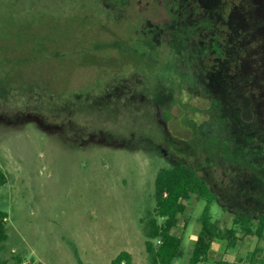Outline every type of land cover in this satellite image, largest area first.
Masks as SVG:
<instances>
[{
    "label": "rangeland",
    "instance_id": "rangeland-1",
    "mask_svg": "<svg viewBox=\"0 0 264 264\" xmlns=\"http://www.w3.org/2000/svg\"><path fill=\"white\" fill-rule=\"evenodd\" d=\"M255 2L264 20V0ZM68 5L0 0V76L11 71V86H2L6 97L0 96V167L8 178L0 210L8 214L9 235L2 257L22 264H113L128 252L131 264H151L144 222L156 206V177L185 164L210 181L217 199L184 201L173 230L183 240V257L175 264L189 263L206 211L220 231L234 230L238 239L234 247L217 241L205 264H264V231L258 232L264 214L239 220L247 200L240 164L219 154L231 152L222 138L223 110L235 100L206 92L208 103L201 93L183 94L179 84L157 86L143 65L130 75L121 71L131 65L115 55L102 62L105 52L94 50L100 42L120 37L140 48L141 17L102 21L79 7L66 12ZM133 5L156 24L167 19L159 0ZM255 77L264 88L262 75ZM255 100V113L263 115L264 96ZM241 108L242 119L252 121L251 101ZM193 122L203 124L201 133ZM250 201L249 208L264 211V196Z\"/></svg>",
    "mask_w": 264,
    "mask_h": 264
},
{
    "label": "trees",
    "instance_id": "trees-1",
    "mask_svg": "<svg viewBox=\"0 0 264 264\" xmlns=\"http://www.w3.org/2000/svg\"><path fill=\"white\" fill-rule=\"evenodd\" d=\"M56 1H69L66 12L79 7L83 15L102 21L132 16L133 13L141 17L142 25L137 29L140 48L120 37L100 42L94 50L105 52L106 55L100 57L102 62L115 55L131 65L129 71L123 70L122 73L131 75L134 65H143L157 86L179 84L183 94L191 92L206 96L208 92L212 98L235 100L234 107L228 105L223 110L222 138L231 144V152L226 154V150H222L219 154L224 158L226 155L232 157L231 164H240V192H244L247 200L239 206L246 211L243 216H238L239 220L250 222L256 212L264 214V211L248 207L251 199L256 201L264 196V114L258 110L255 113L253 109L258 105L256 97L264 96L258 78L253 80L255 74L264 78V20L262 9L255 0H159L160 7L167 14L161 24H156L146 14L133 11L135 5L131 6V0H99L98 5L88 4L90 0ZM259 68L263 69L259 71ZM10 75L9 70L1 73V97H6L2 86H11L7 80ZM245 99L251 101L253 119L250 122L242 119L241 103ZM192 125L200 132L203 124L199 126L193 122ZM7 183V175L0 167V188ZM194 195L208 204L217 199L210 181L188 165L179 164L159 171L155 182L156 206L144 222L145 244L151 264H175L183 257V240L174 235L173 230L178 226L179 215L186 210L184 201ZM7 217L8 214L0 210V264H22L21 258L11 263L1 255L9 238ZM258 230L259 233L264 231V215L259 217ZM248 233L251 234L249 230ZM237 239L234 230L220 231L206 211L188 264H205L217 241H227L234 247ZM113 264H131V255L122 252ZM215 264L233 263L218 260Z\"/></svg>",
    "mask_w": 264,
    "mask_h": 264
},
{
    "label": "crops",
    "instance_id": "crops-1",
    "mask_svg": "<svg viewBox=\"0 0 264 264\" xmlns=\"http://www.w3.org/2000/svg\"><path fill=\"white\" fill-rule=\"evenodd\" d=\"M130 254V253H129ZM131 255V254H130ZM131 262H132V256H131Z\"/></svg>",
    "mask_w": 264,
    "mask_h": 264
}]
</instances>
